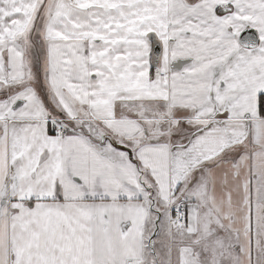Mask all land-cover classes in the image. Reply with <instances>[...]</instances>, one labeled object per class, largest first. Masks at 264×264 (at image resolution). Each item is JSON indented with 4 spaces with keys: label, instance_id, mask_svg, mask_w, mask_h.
Here are the masks:
<instances>
[{
    "label": "snow or ice",
    "instance_id": "6c2138e0",
    "mask_svg": "<svg viewBox=\"0 0 264 264\" xmlns=\"http://www.w3.org/2000/svg\"><path fill=\"white\" fill-rule=\"evenodd\" d=\"M0 264H264V0H0Z\"/></svg>",
    "mask_w": 264,
    "mask_h": 264
}]
</instances>
